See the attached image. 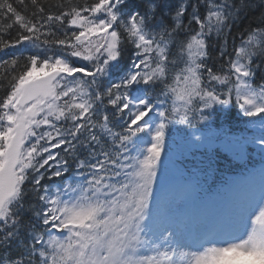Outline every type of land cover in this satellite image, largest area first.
<instances>
[{
  "label": "snow or ice",
  "instance_id": "6c2138e0",
  "mask_svg": "<svg viewBox=\"0 0 264 264\" xmlns=\"http://www.w3.org/2000/svg\"><path fill=\"white\" fill-rule=\"evenodd\" d=\"M247 6L0 0V264H264V11L234 35ZM177 131L261 164L189 214L165 191Z\"/></svg>",
  "mask_w": 264,
  "mask_h": 264
},
{
  "label": "trees",
  "instance_id": "16d2710c",
  "mask_svg": "<svg viewBox=\"0 0 264 264\" xmlns=\"http://www.w3.org/2000/svg\"><path fill=\"white\" fill-rule=\"evenodd\" d=\"M248 6L244 8V11L241 13V19L238 22L237 29L234 30V35L237 31L242 30L243 28H246L249 24H253L260 16L261 12L264 11V0H247ZM6 58V57H3ZM257 83H260L259 78L256 81ZM3 93L0 92V95ZM218 128L219 127H227L232 130H239L248 132L250 131V128L248 131H245L246 128L249 126L238 122L236 119L233 118H225L224 115H221L220 117L216 118V123L214 124ZM180 129L183 128V125L179 126ZM215 159H220L221 163H223L227 167H232L236 164V160L234 157H231L229 153L225 151H218L215 154L211 155Z\"/></svg>",
  "mask_w": 264,
  "mask_h": 264
},
{
  "label": "rangeland",
  "instance_id": "374dc122",
  "mask_svg": "<svg viewBox=\"0 0 264 264\" xmlns=\"http://www.w3.org/2000/svg\"><path fill=\"white\" fill-rule=\"evenodd\" d=\"M169 198H172V197H170V196H169ZM176 203H178V201H177V200H176ZM178 204H179V203H178Z\"/></svg>",
  "mask_w": 264,
  "mask_h": 264
}]
</instances>
